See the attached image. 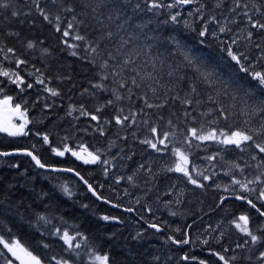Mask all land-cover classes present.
<instances>
[{
	"label": "snow or ice",
	"instance_id": "obj_1",
	"mask_svg": "<svg viewBox=\"0 0 264 264\" xmlns=\"http://www.w3.org/2000/svg\"><path fill=\"white\" fill-rule=\"evenodd\" d=\"M61 55L91 71L79 99L68 96L67 103L59 85H76ZM0 133L29 140L0 149V157L16 160L5 161L15 176L0 178V264H138V255H147L139 264H172L173 256L134 252L115 232L104 237L112 243L103 250L83 223L57 214L59 201L43 188L37 196L49 201L43 210L13 202L22 180L64 173L74 174L95 201L138 214V226L147 227L131 241L144 240L148 230L167 232L171 245L216 258L181 249L179 264H264V0H0ZM45 147L96 171L86 178L45 160ZM21 157L31 167L21 169ZM109 179L112 195L105 196ZM53 187L75 198L68 181ZM229 201L244 207L233 209ZM165 211L183 222L173 227L156 215ZM98 220L124 222L108 213ZM117 245L127 248L124 261L113 254Z\"/></svg>",
	"mask_w": 264,
	"mask_h": 264
},
{
	"label": "trees",
	"instance_id": "obj_2",
	"mask_svg": "<svg viewBox=\"0 0 264 264\" xmlns=\"http://www.w3.org/2000/svg\"><path fill=\"white\" fill-rule=\"evenodd\" d=\"M40 30L43 31L44 35L48 37L49 45L56 44L57 37L55 35H53L47 29H40ZM25 34L26 35L29 34L27 28L25 29ZM31 34L35 35L36 33L32 32ZM185 36L189 40V42H194L190 35L185 34ZM13 43H15V41H13ZM206 51L210 52L214 58L217 57V53L215 51L211 49H206ZM59 61L60 63L65 65V71L70 72V74L72 75V82L76 85L75 88H72V84L70 83H64L62 85H59L65 93V103H67L68 96H73L74 99H79V97L76 96L75 94L79 92L81 85H85L86 80L91 77V71L88 69L87 63L81 62L77 59L68 57L66 55H61ZM36 63H37V67L41 66L39 62ZM220 67L221 70L223 69L222 71L225 74H227L230 70L226 66V62H222L220 64ZM14 91H15L14 89L10 90L9 94H13ZM30 95L34 96L35 92L34 91L31 92ZM31 115L33 117L38 116L39 115L38 110L36 112L31 113ZM66 125H67V121H65L63 126ZM48 126L51 127V125ZM31 140L32 142H36V138L34 137H32ZM28 143L29 140H18L15 138L7 137V135L4 133H0V149L7 150L10 146L17 144H24L27 146ZM93 143H99V138L94 140ZM136 151L137 153H139L142 151V149L139 146H137ZM204 154L205 153L203 151L200 152L201 156ZM43 159L48 160L50 162H60L66 167H75L79 171H81V173L84 174L86 178H89L96 171L95 169L90 168L88 166H83L82 162L76 161L74 157L70 156V154H68L66 157L63 158H55L52 155H50L49 150L46 147L43 149ZM137 159H139V156H137ZM6 160L8 161V163L16 162L15 158L0 157V178L15 176L14 171L8 168V163H5ZM20 160L22 161L21 169H23L24 167H31L28 158L21 157ZM29 175L30 176L34 175V173H30ZM53 176H56V174H53ZM103 179L104 178H101L99 182H103ZM62 181H68L69 185L73 187V191L74 193H76L74 199H69L68 197L64 196L61 192H59L58 189H54L53 186ZM111 182H112L111 179H109L108 183L105 184L104 189L102 191L103 195L105 196L112 195L108 187V184H110ZM165 184H167V181L161 182L160 185L161 190L164 189ZM21 185L23 186L20 185L17 186L18 191H16L14 196L12 197L13 202L22 199L25 209H27L28 206H31L33 208H37V210H43V204H47L49 202L48 200H44L42 204L41 201L37 199L39 190L43 188L45 191H48L52 194L54 200L59 201L60 211L57 214L63 215L65 219L69 221V223H76V224L83 223L84 226L89 229L90 235H92L97 240L98 243H102L103 250H108L109 246L112 243L109 240H104V237L108 233L115 232L117 234L118 240L123 241L125 238L129 240L130 242L129 246L132 248L134 252L141 254L147 253L148 255L162 254L167 256H173L174 259L172 261V264H179V257L183 255V251H190L192 252V254L197 255L199 258H207L213 262L216 260V258L212 257L206 249L202 250L201 248L193 247L192 245H187V246L171 245L169 242H166L165 240V236L168 234L167 232H161L160 234H156L154 230H148L144 240L131 241V236L135 235V233L139 230L140 227H145V228L147 227L142 222L138 226L137 224L138 214L136 212L126 213L123 212L122 209H114L107 204L101 203L99 201H95V198H93L90 193H87L85 191L84 186L81 184L78 178H76L71 174L68 173L61 174L59 175L58 179H54V180H47L44 178V176H36L34 181L25 182L22 180ZM33 187H35V191H33ZM121 187H123V185ZM212 198H213V193L210 191L206 198V204L211 203ZM3 199H4V194L0 192V200ZM78 202L89 203L90 205H92V208L97 210L98 214L108 213L111 215H119L121 216L124 222L122 224H118L115 222L99 221L98 214L94 216L92 214V209L85 211L84 209L80 208ZM121 202L127 206H133L129 198H124L122 199ZM229 205H231L233 209H243L244 207V205H242L240 202H234V201H229ZM21 211H24V209H21ZM205 211H207V207H205ZM138 212L140 214H144L143 208L138 207ZM156 215L161 220H167L168 223L171 224L173 227L183 222L182 217H170L166 211L157 212ZM25 218L27 219V215ZM146 218L150 219V217H146ZM210 218L217 219L218 216L213 215ZM14 219L16 220L17 223H21L19 217H15ZM208 219H209L208 217L204 218L205 221H207ZM0 221H3L2 216H0ZM199 226H200V222L198 221L197 227ZM27 232H28L27 225H25L23 229H20L21 235H25ZM177 236L178 238H180L179 234H177ZM232 239H235V233H233ZM181 249H183V251H181ZM113 254L115 255V258L118 261H124L128 257L127 248H121L119 245L113 248ZM146 258L147 255L143 257L138 255L136 257L138 264L141 259H146Z\"/></svg>",
	"mask_w": 264,
	"mask_h": 264
},
{
	"label": "rangeland",
	"instance_id": "obj_3",
	"mask_svg": "<svg viewBox=\"0 0 264 264\" xmlns=\"http://www.w3.org/2000/svg\"><path fill=\"white\" fill-rule=\"evenodd\" d=\"M211 220L213 223L216 221V219H214V218H212ZM205 222H207V221H205ZM232 237H233V235L231 236V239H232Z\"/></svg>",
	"mask_w": 264,
	"mask_h": 264
},
{
	"label": "water",
	"instance_id": "obj_4",
	"mask_svg": "<svg viewBox=\"0 0 264 264\" xmlns=\"http://www.w3.org/2000/svg\"><path fill=\"white\" fill-rule=\"evenodd\" d=\"M69 174H71V175H73V176H74V174H72V173H69Z\"/></svg>",
	"mask_w": 264,
	"mask_h": 264
},
{
	"label": "bare ground",
	"instance_id": "obj_5",
	"mask_svg": "<svg viewBox=\"0 0 264 264\" xmlns=\"http://www.w3.org/2000/svg\"><path fill=\"white\" fill-rule=\"evenodd\" d=\"M223 70V69H222ZM166 217V216H165ZM127 221V220H126ZM148 232V231H147Z\"/></svg>",
	"mask_w": 264,
	"mask_h": 264
}]
</instances>
